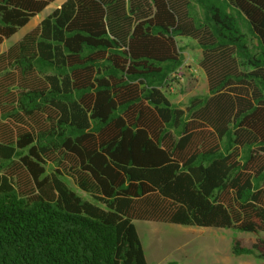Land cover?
<instances>
[{
  "label": "trees",
  "instance_id": "1",
  "mask_svg": "<svg viewBox=\"0 0 264 264\" xmlns=\"http://www.w3.org/2000/svg\"><path fill=\"white\" fill-rule=\"evenodd\" d=\"M53 1L0 0V44ZM135 219L264 261V0H64L0 52V264H147Z\"/></svg>",
  "mask_w": 264,
  "mask_h": 264
},
{
  "label": "rangeland",
  "instance_id": "2",
  "mask_svg": "<svg viewBox=\"0 0 264 264\" xmlns=\"http://www.w3.org/2000/svg\"><path fill=\"white\" fill-rule=\"evenodd\" d=\"M64 0H55L40 13L31 17L26 25L19 28L11 37L0 44V52L18 40L25 32L34 28L39 21L58 7ZM181 54L184 57V76H178L168 89L167 96L174 103L187 101L190 95L203 94L207 91L205 75L199 66L200 49L193 40L182 37L178 39ZM194 82L195 87L188 89ZM79 194L85 193L76 189ZM137 233L147 264H264L249 255L235 256L231 252V241L237 238L245 245H250L253 237L247 232L214 227H195L174 224L151 219H135ZM264 235V233H263Z\"/></svg>",
  "mask_w": 264,
  "mask_h": 264
}]
</instances>
